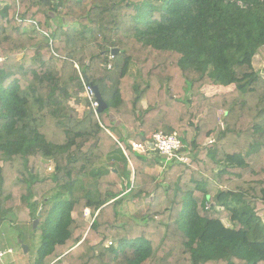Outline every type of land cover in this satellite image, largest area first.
<instances>
[{"label":"trees","instance_id":"1","mask_svg":"<svg viewBox=\"0 0 264 264\" xmlns=\"http://www.w3.org/2000/svg\"><path fill=\"white\" fill-rule=\"evenodd\" d=\"M263 48L264 0H0V232L31 223L24 264H264ZM145 132L189 162L135 151Z\"/></svg>","mask_w":264,"mask_h":264},{"label":"rangeland","instance_id":"2","mask_svg":"<svg viewBox=\"0 0 264 264\" xmlns=\"http://www.w3.org/2000/svg\"><path fill=\"white\" fill-rule=\"evenodd\" d=\"M252 66L254 67V69L259 72V74L262 76V78L264 79V48L260 49L257 53V55L254 57L253 59V63ZM233 87H228V88H222V87H216V86H206L204 87V92L207 96H212L215 94H223L226 93L230 90H232ZM145 136L149 137L150 133L149 132H145ZM210 137V135H209ZM51 167L52 165H47L46 162L45 164L43 163L40 166L39 169V175L40 177H47L50 176L52 174V172L54 171L53 167H52V171H51ZM156 175H159L162 171H160L159 168L156 169ZM36 198H34L35 200ZM126 211L130 214L134 213V209L131 206V204H129V208L126 209ZM124 222L127 221V218H123L122 219ZM34 222V221H33ZM225 225H227V221H223ZM39 223V221H38ZM6 224L7 226L1 227V229H5V232H0V236L3 239V241H8V244L10 245L6 250H1L0 252H7V250H11V253H7L6 255H4L1 260H0V264H10L9 261L11 260V256L14 257L15 261L13 262V264H24V256L28 255L29 252V248L26 254H23L22 250L19 249L21 248L20 244H18V241H21L18 239L17 237V231H21L19 233L24 234L22 235L23 240L26 241L27 239V243L30 244L31 240H29V237L31 235V223H26V222H17L15 215H8L6 218ZM33 225V224H32ZM12 229H11V228ZM38 227V224L36 225L35 228H33V230H35ZM33 239V243L36 245L38 244V235H34ZM25 245V244H24ZM28 257V256H27ZM26 258V257H25ZM32 261V260H31Z\"/></svg>","mask_w":264,"mask_h":264},{"label":"built area","instance_id":"3","mask_svg":"<svg viewBox=\"0 0 264 264\" xmlns=\"http://www.w3.org/2000/svg\"><path fill=\"white\" fill-rule=\"evenodd\" d=\"M84 88L85 96L91 102L93 112L97 114L99 104L95 99L94 92L88 83L84 84ZM149 138L150 143L142 145L130 142V144L135 151L140 153L151 150L150 145H152V150H157L166 162L176 161L182 164H187L189 162V159L186 156H180L178 154L180 148L182 147V142L176 133L164 134L159 132L151 135ZM109 245H111V243H109ZM6 253H11V250H8L7 252H0V258H2Z\"/></svg>","mask_w":264,"mask_h":264},{"label":"water","instance_id":"4","mask_svg":"<svg viewBox=\"0 0 264 264\" xmlns=\"http://www.w3.org/2000/svg\"><path fill=\"white\" fill-rule=\"evenodd\" d=\"M112 54H113V55H114V54H117V50H114V51L112 52ZM90 87L92 88V90H93V92H94L95 99H96V101H97L98 104H99V107H98V111H97V112L100 113V112L106 110V108H107V104L102 100V98H101V96H100V93H99L98 89H97L96 87H94L93 85H91V84H90ZM150 149H153V146H152V145H150ZM37 215L39 216V215H40V212H38ZM37 224H38V220H35V221L33 222V228H35ZM18 244H20V246H21V250H22L23 254H26L27 251H28L27 246L24 245L22 241H18Z\"/></svg>","mask_w":264,"mask_h":264},{"label":"crops","instance_id":"5","mask_svg":"<svg viewBox=\"0 0 264 264\" xmlns=\"http://www.w3.org/2000/svg\"><path fill=\"white\" fill-rule=\"evenodd\" d=\"M1 251V250H0ZM8 251V250H7ZM6 252V251H5ZM7 254V253H6ZM1 260V258H0ZM15 261L14 257L11 256V260L9 261L10 264H13V262Z\"/></svg>","mask_w":264,"mask_h":264}]
</instances>
